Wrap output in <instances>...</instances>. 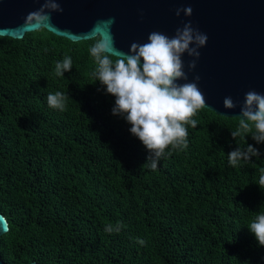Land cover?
Returning a JSON list of instances; mask_svg holds the SVG:
<instances>
[{
  "label": "trees",
  "instance_id": "obj_1",
  "mask_svg": "<svg viewBox=\"0 0 264 264\" xmlns=\"http://www.w3.org/2000/svg\"><path fill=\"white\" fill-rule=\"evenodd\" d=\"M91 43L46 29L0 35L1 259L264 264V246L246 226L264 211V143L234 139L239 117L204 107L186 126L187 147L170 146L152 169L130 124L112 114L115 97L94 82ZM65 56L72 68L58 77ZM56 91L68 96L63 111L47 104ZM247 144L259 157L231 166L228 153Z\"/></svg>",
  "mask_w": 264,
  "mask_h": 264
},
{
  "label": "clouds",
  "instance_id": "obj_2",
  "mask_svg": "<svg viewBox=\"0 0 264 264\" xmlns=\"http://www.w3.org/2000/svg\"><path fill=\"white\" fill-rule=\"evenodd\" d=\"M61 11L58 0H43L40 8L28 14L22 27L29 31L54 28L51 13ZM181 12L190 16L192 8H177L175 15L180 16ZM113 23V18L97 22L86 37L92 41L88 51L95 61L94 82L99 81L105 92L115 97L112 114L121 116L130 124L129 132L150 153L147 159H151L150 166L155 169L170 146L172 149L187 147L186 126L195 127L197 120L192 117L206 106L197 83L199 76L191 82L178 81H188L183 55L186 53L193 58L187 64L188 70H193L200 56L199 49L207 42V35L192 27L189 21L178 27L172 37L153 31L146 43L132 42L125 53L115 45L111 33ZM71 68L72 59L65 56L55 63V75L63 76ZM67 100V94L61 91L47 95L48 106L60 111L66 108ZM222 103L226 109L240 105L238 127L231 131L234 139L250 135L257 144L264 143V94L249 90L242 103L230 96H226ZM252 157H259L257 148L250 144L243 149L237 146L228 153V163L238 167L241 161ZM257 185L264 187V169ZM246 226L258 245L264 246V211L258 212ZM119 230V225L105 228L109 233ZM138 243L143 245L145 241L141 239Z\"/></svg>",
  "mask_w": 264,
  "mask_h": 264
},
{
  "label": "water",
  "instance_id": "obj_3",
  "mask_svg": "<svg viewBox=\"0 0 264 264\" xmlns=\"http://www.w3.org/2000/svg\"><path fill=\"white\" fill-rule=\"evenodd\" d=\"M61 12L51 13L54 28L46 29L72 41L87 39L99 21L114 19L111 33L118 49L127 53L132 42H147L149 33L169 37L178 27L191 22L207 35L199 49L196 67L193 59H182L188 81L199 76L198 87L206 101L205 108L226 117H238L236 108L223 107V99L232 97L242 103L244 94L254 90L264 94V0H58ZM43 0H0V35L22 38L29 32L25 24L29 13L40 8ZM191 7L192 14L175 15L177 8ZM8 229L0 213V235ZM0 264H6L0 256ZM27 264H37L30 261Z\"/></svg>",
  "mask_w": 264,
  "mask_h": 264
}]
</instances>
